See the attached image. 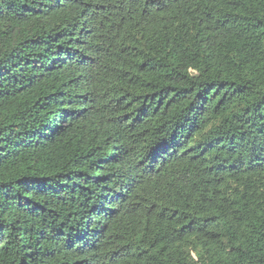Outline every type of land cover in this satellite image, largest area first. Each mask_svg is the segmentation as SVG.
Instances as JSON below:
<instances>
[{
    "label": "trees",
    "instance_id": "obj_1",
    "mask_svg": "<svg viewBox=\"0 0 264 264\" xmlns=\"http://www.w3.org/2000/svg\"><path fill=\"white\" fill-rule=\"evenodd\" d=\"M0 264H264V0H0Z\"/></svg>",
    "mask_w": 264,
    "mask_h": 264
}]
</instances>
